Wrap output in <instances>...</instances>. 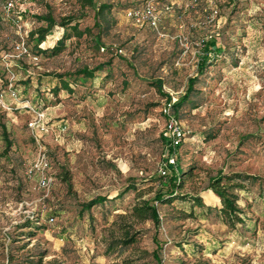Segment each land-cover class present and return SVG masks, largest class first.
Here are the masks:
<instances>
[{"label":"rangeland","instance_id":"obj_1","mask_svg":"<svg viewBox=\"0 0 264 264\" xmlns=\"http://www.w3.org/2000/svg\"><path fill=\"white\" fill-rule=\"evenodd\" d=\"M9 1L15 8L7 15ZM148 1L160 15L158 29L127 17L130 8ZM99 3L112 5L117 21L99 44L98 31L72 37L60 55L36 60L30 33L46 25L37 17L60 21L86 14L85 28L93 25L95 9L83 10L78 0H0V264H264V0H220L214 24L206 17L209 0ZM63 33L55 26L41 47L52 48ZM210 35L221 52L196 86L199 106L182 110L187 137L176 166L162 176L170 153L167 95L173 100L185 93L204 53L200 42ZM22 40L32 57L16 51ZM97 66L104 69L73 84L74 93L53 92L54 75ZM41 101L39 119L27 105L40 108ZM30 122H36L35 133ZM43 154L49 162L44 171L38 169ZM177 166H195L179 192L217 204L221 199L208 188L211 176H255L240 199L244 223L232 228L215 211L192 208L187 200L155 202L160 226L138 223L143 233L137 242L109 250L113 223L133 206L138 191L84 214L82 204L114 197L129 179L142 198L152 199ZM65 171L71 186L62 180ZM43 173L51 178L47 185Z\"/></svg>","mask_w":264,"mask_h":264},{"label":"trees","instance_id":"obj_2","mask_svg":"<svg viewBox=\"0 0 264 264\" xmlns=\"http://www.w3.org/2000/svg\"><path fill=\"white\" fill-rule=\"evenodd\" d=\"M97 1L98 0H78V3L83 10L88 8L95 9L93 25L87 26L85 28H82L81 24L85 22L87 18L86 14L64 17L60 21H57L51 15H41L37 17L39 22H43L46 25H43L30 33V38L34 40V50L36 51L34 56L39 57L42 54H47L52 57L58 56L66 50L67 41L72 37H77L79 39L83 38L85 35L95 37L96 31H98L96 38H98L99 41H97V43L99 44V42H101L102 35L105 32L110 31L116 25L117 21L112 15L113 6L108 3H99L96 5ZM140 6L132 8H137ZM55 26H59L64 30L63 36L52 48L43 49L41 45L46 42L47 37L50 35ZM146 26L153 29V27L150 25L139 27ZM220 38L221 36L216 37L215 39L219 40ZM209 42L210 41L205 44L204 53L198 62L197 75L191 77L188 80L185 93L178 96L175 101H172V97L167 95L166 105L171 102V113L174 114L180 121H182V110L184 108H196L199 106L197 103L199 90L196 89V86L200 84V78L206 75L207 70L214 66V57L221 52L219 48L216 47V42ZM29 50L31 51V49ZM102 50H104V47ZM211 51H214V53L210 55ZM103 69L104 66H97L94 69H81L74 75H54V80L58 81V85L54 88L53 92L56 95H59L61 91H66L72 94L74 93L72 88L73 84H78L83 80H92L95 78V74L99 71H102ZM155 84L161 91L163 82L157 80ZM40 103L42 106H40L39 109L44 110L45 108L43 106H45V104L42 101ZM165 114L166 117H168L167 112H165ZM4 133H7L6 130H4ZM186 137L187 135L185 133V139ZM184 141L182 142L179 151L182 149ZM11 147L12 141L7 138L6 151H8ZM193 168H195V166H191L190 170H183L181 167L177 166V172L172 173L169 178L168 185L165 188L159 189L152 199L142 198L137 183L132 182L133 180L129 179L127 180L124 189L117 195L112 198H108L105 195L96 196L95 198L84 202L80 212L81 214L89 212L92 208L102 205L106 201L116 200L120 197H123L131 190L138 191V198L133 206L127 212L118 214L113 223L111 228V236H115V238L109 243V250H113L115 248L125 249L137 242L138 236H141L143 233L142 229L136 227L138 223L151 220L155 226H160L161 214L158 205L155 202H159L161 204H171L177 199L187 200L191 203L192 208L200 207L205 208L209 212L215 211L217 215L232 228H236L237 224L244 223V218L242 215L245 213V210L240 199L242 192L247 191L249 188L248 182H252L254 184L255 176L241 172H220L217 175L211 176L209 178L208 188L211 189L221 199L220 205H214L206 202L203 196L199 194L190 196L188 194H182L179 192L183 188L186 178L192 176ZM61 177L62 180L68 183L69 186L72 185L71 174L69 171L63 172ZM193 214L194 213L192 212L191 215ZM28 223L31 222L29 221ZM41 227L42 226H38V228ZM157 262L161 263V260L157 259Z\"/></svg>","mask_w":264,"mask_h":264},{"label":"built area","instance_id":"obj_3","mask_svg":"<svg viewBox=\"0 0 264 264\" xmlns=\"http://www.w3.org/2000/svg\"><path fill=\"white\" fill-rule=\"evenodd\" d=\"M186 3L192 4V5H198L201 0H184ZM220 0H209V7L206 11L207 13V20L210 24H214L217 22L219 16H220V10L218 7ZM15 4L13 1H9L6 3L4 7V11L9 15L11 12L14 11ZM127 17L137 26H144V25H150L151 27L158 29L160 24V15L155 7V4L151 1H148L137 8H131L127 11ZM18 27L20 30H22V26L20 25V22L18 21ZM218 37V36H217ZM214 37L212 35L208 36L207 38L203 39L200 42L201 47H205V44L212 40ZM16 51L19 52L22 55H28L32 57V53L29 50L27 44L25 41H19L16 44L15 47ZM34 59L38 60V57L34 56ZM176 98H174L172 101H175ZM29 110L33 112L36 116L39 117V119H42L44 116V113L39 108H36L34 106H31L30 104L27 105ZM171 102L168 103L165 107V111L168 114L167 119V127H166V136L169 141V148L170 153L167 156V160L165 164L160 166V172L162 176H167L169 173V168L175 167L177 164L178 156H179V148L182 144V142L185 139V130L183 128V125L181 124V121L171 113ZM36 128V122H30V129L33 133H35ZM45 128V125H42V129ZM49 166V162L46 158V155L43 154L41 156V164L38 166V169H41L44 171ZM33 171V170H31ZM51 181V178L49 176L44 175L42 177V184L47 185ZM54 219V218H51Z\"/></svg>","mask_w":264,"mask_h":264},{"label":"crops","instance_id":"obj_4","mask_svg":"<svg viewBox=\"0 0 264 264\" xmlns=\"http://www.w3.org/2000/svg\"><path fill=\"white\" fill-rule=\"evenodd\" d=\"M209 203H211V204H214V205H220V204H217V202H215V201H210Z\"/></svg>","mask_w":264,"mask_h":264}]
</instances>
